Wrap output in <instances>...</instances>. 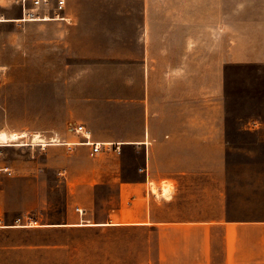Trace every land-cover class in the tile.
<instances>
[{"label":"crops","instance_id":"1","mask_svg":"<svg viewBox=\"0 0 264 264\" xmlns=\"http://www.w3.org/2000/svg\"><path fill=\"white\" fill-rule=\"evenodd\" d=\"M75 2L4 8L0 30L45 31L13 106L46 123L0 146V264L52 261L56 231L87 227L141 233L145 264H264V0Z\"/></svg>","mask_w":264,"mask_h":264},{"label":"rangeland","instance_id":"2","mask_svg":"<svg viewBox=\"0 0 264 264\" xmlns=\"http://www.w3.org/2000/svg\"><path fill=\"white\" fill-rule=\"evenodd\" d=\"M69 1L76 3L75 0ZM3 3L6 4V0H3ZM17 13L19 16L20 10H17ZM9 14L11 15V13ZM7 25L6 29L0 30V101L9 105L10 112L6 117H1L0 122L1 124L4 122V126L9 128L12 133L20 129H24V132H28L33 128L44 129L46 123L44 116L29 117L28 115L25 117L26 115H22L20 111L14 110L13 101L16 99L14 83L18 81L17 78H19L20 74V57L27 59L30 56H36L29 53L19 54L20 46H28L31 44L30 41H34V45L44 46L46 41L45 31L36 29L24 30L13 23ZM0 134H2L0 146L25 144L20 139L24 135L20 136L18 134L19 137L11 141L9 134H6V132H0ZM41 140L43 141L40 136ZM12 153L13 151L11 150V157H13ZM62 193V190L54 191L55 206L52 212L53 222L55 223L60 222L61 219L62 207L60 203L63 199ZM94 214L95 210L91 207L86 218L91 219L92 222L80 223L79 225H96L94 223ZM45 220L44 217L42 221L45 222ZM141 239V233L126 231L111 233L92 227L56 231L54 233L55 243L52 261L49 260L48 250L47 261L39 259L37 262L17 264H145L143 260L145 256L141 254V246L139 245ZM38 257H45V251L39 254Z\"/></svg>","mask_w":264,"mask_h":264},{"label":"built area","instance_id":"3","mask_svg":"<svg viewBox=\"0 0 264 264\" xmlns=\"http://www.w3.org/2000/svg\"><path fill=\"white\" fill-rule=\"evenodd\" d=\"M6 2L7 3L5 5L3 0H0V22L11 20L5 19L4 8L6 7L11 9L20 8L22 20L31 21L36 19H45L46 15L61 11L65 5V0H6ZM75 131L82 134L85 139H89L88 136H86L87 131L83 125L77 126ZM33 142L34 136L31 137V143ZM87 143L92 146L91 155H95L101 151H109L113 146L109 143H91L88 141ZM77 210L81 213L80 209Z\"/></svg>","mask_w":264,"mask_h":264},{"label":"bare ground","instance_id":"4","mask_svg":"<svg viewBox=\"0 0 264 264\" xmlns=\"http://www.w3.org/2000/svg\"><path fill=\"white\" fill-rule=\"evenodd\" d=\"M1 135L2 134H0V137H1ZM9 137H10V140L11 141H13V140H15L17 137H19V135L17 134V133H12V134H9ZM37 141H39V143L40 142H42V140L40 141V135L39 134H36V135H34V142H37ZM57 142V141H56ZM20 143H22V142H20ZM38 143V144H39ZM0 144H1V141H0ZM23 145V144H22ZM154 190H155V192H156V189L154 188ZM167 193V192H166Z\"/></svg>","mask_w":264,"mask_h":264}]
</instances>
